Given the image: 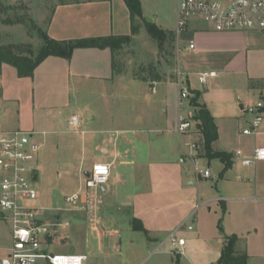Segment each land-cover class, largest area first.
Here are the masks:
<instances>
[{
  "label": "rangeland",
  "instance_id": "rangeland-1",
  "mask_svg": "<svg viewBox=\"0 0 264 264\" xmlns=\"http://www.w3.org/2000/svg\"><path fill=\"white\" fill-rule=\"evenodd\" d=\"M61 1L64 0H0V45L29 47L37 56L44 45L41 35V31H45L44 24L55 4ZM141 2L144 19L164 25L167 35L163 39L153 37L145 20H140L134 37L116 50L118 69L125 77L116 78L115 85L88 94L75 103L78 106L75 109L58 113L60 119L55 127L39 124L42 127L35 128L36 132H45L32 139L43 145L33 163L38 173L33 185L40 193L35 206L49 209V215H59L62 222L70 224L68 229L59 230L49 251L86 254L87 264H177V254L183 251L180 264H216L223 238L242 233L238 250L245 252L249 245L252 264H264V256L260 255L264 249V162L244 166L243 155L237 156L236 165L224 180L220 178L221 162L201 157L200 152L196 157L199 169L211 171V177L204 178L195 171L190 156L185 155L186 162L181 164L170 154L173 142H166L169 134L148 133L153 142L144 143L145 134L139 132L143 125L138 120V116L152 106V124L160 125L164 117L163 100L178 90L176 77L180 72V87L202 91L203 102L211 108L220 102L227 103L228 109L223 112L225 118L220 121L223 138L215 150L227 148L231 154L245 148L264 147V119L259 133L243 134L254 119L247 109L261 101L264 103V34L252 37L240 52L204 50L201 46L191 51L188 47L185 49L188 43L178 42L174 37L177 0ZM150 68L156 71V76L175 77L168 88L164 87V97L160 92L153 94L145 81ZM211 70L216 71V77L209 76L202 84L199 75ZM134 76L143 80L135 81ZM24 113L23 110L21 115ZM73 114L82 121L80 131L97 130L99 133L77 132L69 123ZM38 116L33 118L27 113L25 118L27 122L34 119L38 125L43 121L38 120ZM92 116L94 120L89 121ZM194 116L191 112L190 118L196 124ZM19 118L13 105L0 101L1 130L16 125ZM105 130L111 131L110 134L101 133ZM105 136L117 138L121 149L130 150L129 160L135 162L117 164L105 186L106 193L100 190L98 198L86 196L82 198L85 203L74 205L67 199L86 193V173L91 172L94 165L86 140ZM188 143L195 141L189 139ZM196 145L201 149L203 140L196 141ZM164 157L171 161L168 169L162 164ZM220 194L224 198L238 196L239 199H225L223 203ZM250 196L258 199H241ZM83 206L85 210H81ZM192 215L187 225L194 229L184 228L177 233L178 238L186 240V245L175 248L168 240L155 252ZM135 218L144 220L148 235L132 228ZM11 244V225L0 218V255L5 254Z\"/></svg>",
  "mask_w": 264,
  "mask_h": 264
},
{
  "label": "crops",
  "instance_id": "crops-1",
  "mask_svg": "<svg viewBox=\"0 0 264 264\" xmlns=\"http://www.w3.org/2000/svg\"><path fill=\"white\" fill-rule=\"evenodd\" d=\"M158 27L166 30L162 24ZM44 30L49 37L60 42H70L89 37H134L132 32L131 13L124 0H64L57 2L52 9L48 22L44 24ZM172 33L174 34V32ZM261 34H264V31L253 30L247 32L217 33L209 30L203 23L194 21L191 23L188 31L180 39H178L176 34H174V37L178 42L183 41L188 43V46L185 45V49H187V47L189 48L191 41H194L195 48L193 50L189 48L191 51L198 50L199 46H201L204 50L216 49L220 52L235 53L246 48L248 46V41L251 40L252 37H260ZM116 56V52H113L109 48H78L73 51L69 59L59 56H50L46 58L37 66L33 74L28 77H20L17 69L11 65H0V101L8 105H13L14 110H16L20 116L16 125L8 128L4 127V129H0V131H15L23 128L28 129L29 132L36 133V135L45 134V132H36L35 128L42 127L39 126V124H46L52 128L55 127L57 120L59 121L60 119L59 116H57L58 113L69 108L72 110L75 109V107H78L75 103L82 101L84 97H88V94H94V91L99 88L115 85L116 78L125 77L123 73L119 72ZM150 70L154 69L150 68L148 70L149 77L145 80L146 83L150 85L153 94L160 92L162 97H164V87L168 88L175 77H167L168 75L156 76V71L154 70V73L151 74ZM204 73H214L212 77H216L217 75L215 70ZM133 78L135 81L143 80L140 76H134ZM250 80L252 81L253 79ZM176 81L178 90L173 91L171 96L167 95L166 99L163 100L165 102L162 110L164 114L163 121L160 125L152 124L154 121L151 120L154 119V116L153 111L151 112L150 109L152 106H150L147 111L144 110L143 113L138 116V120L141 121L143 125L139 132L145 134L143 141L146 144H151L153 142L149 139L148 133L158 132L169 134L170 136L166 138V142H173V147L169 152L178 159L177 161H180L179 163L183 164L186 162L184 158L185 155L190 156L193 162L196 157H198L197 147L195 153H192V149L188 146L190 145L188 143L189 139L194 140L196 144V141H202L203 137L197 128V124L196 129L194 128L188 134H180L177 131L180 117L184 115L190 117L191 112L192 115H195V109L190 104V100L193 97L191 89L188 91L180 87L179 76L176 77ZM153 83L155 84L153 85ZM182 91H188V99L183 100L181 98ZM249 91L253 93L252 90ZM203 97V92L201 91L199 102L209 109L218 127L219 139L213 144V149L215 150L216 145L221 142L223 138L220 121L224 120L225 116L223 112H225L228 107H225L227 103L220 102L214 106V110L211 106L203 102ZM238 98L240 99L241 96H238ZM240 108L244 109L243 104H240ZM23 110L25 113L21 115ZM27 113H31L33 118L34 115L38 114V118H40L38 120L43 121H41V123L38 122V125L34 123V119L31 122H27L25 118ZM93 120L94 116L89 118V121ZM81 127H83L82 121ZM77 132H81L83 135H95L99 133L97 130ZM110 132L109 130L101 131L104 135H108ZM86 143L91 150L94 164L99 162L109 163L111 164V171L117 164L124 166L130 163L134 164L135 162V160H129L128 154L130 150H127L128 148L124 150V147L121 149L117 138L109 136L97 140L89 138L86 140ZM256 148L258 147L255 146L253 149L245 148L242 152L241 150H238V152L243 155V158H249L253 155ZM224 149L225 150L215 151L231 152V150L229 151L227 148ZM238 152L234 151L230 154L233 157V166L230 170L236 165ZM161 161H163L162 164L165 169L170 167L171 161H169L167 157L162 158ZM221 164L223 166L222 172L224 164L222 162ZM227 172L222 177L220 173V178L226 180L225 176ZM87 174L88 172L86 175ZM117 178H119V176ZM190 184L193 185L194 183L190 182ZM101 190L104 193L107 192L105 186ZM220 199L221 202L224 203L225 199L238 200L239 197L233 196L224 198L222 194H220ZM241 199L256 200L258 197L250 196L249 198ZM140 220L146 228L144 220ZM241 234L235 233L226 236L236 235L238 237L237 248H239V244L241 243L240 240L243 239V237L240 236ZM151 240H155V238H151ZM221 251L219 252L217 260L221 255ZM261 251L260 255L264 256V249ZM245 252L249 254V245L246 246ZM248 264H252L251 255H249Z\"/></svg>",
  "mask_w": 264,
  "mask_h": 264
},
{
  "label": "built area",
  "instance_id": "built-area-1",
  "mask_svg": "<svg viewBox=\"0 0 264 264\" xmlns=\"http://www.w3.org/2000/svg\"><path fill=\"white\" fill-rule=\"evenodd\" d=\"M176 16L178 39L188 31L194 21L203 23L209 30L217 33L264 31V0H177ZM189 48H195L194 41L190 42ZM179 74L180 72L178 76ZM209 76H214V73L200 75L199 81L205 84ZM188 97V91L181 92L183 100ZM247 111L254 115V119L243 130V134H257L264 119V103L261 101ZM69 123L80 131L81 120L78 115H73ZM194 128L196 129V124L188 115L180 117L177 127L180 134H188ZM35 135L34 132L23 130L0 131V218L10 223L12 239L6 253L0 255V264H87L86 254L49 251L59 230L68 229L70 224L67 221L62 222L59 215H49V209L35 206L40 193L33 185V181L37 179V169L33 163H36L42 146L32 140ZM188 146L192 150L197 147L195 143ZM238 156H241L240 152ZM262 161L264 147H258L251 157L244 158L242 162L246 166H252ZM194 168L202 177H211L209 169H199L196 159ZM110 178L111 164L95 163L92 171L86 175V193L83 196L75 194L67 201L78 205L80 202L85 203L82 198L86 196L98 198L99 191L109 183ZM81 210H85V207ZM192 218L193 215L180 224L155 252L168 240L173 247L183 248L186 240L183 237L178 238L177 233L184 228L192 231L194 228L187 225Z\"/></svg>",
  "mask_w": 264,
  "mask_h": 264
},
{
  "label": "trees",
  "instance_id": "trees-1",
  "mask_svg": "<svg viewBox=\"0 0 264 264\" xmlns=\"http://www.w3.org/2000/svg\"><path fill=\"white\" fill-rule=\"evenodd\" d=\"M124 1L131 13L133 34L137 32L138 22L140 20H145L148 32L153 37L163 39L167 35V33L155 23L148 22L147 19H144L141 0ZM41 35L44 45L37 56H34V51L29 47L22 48L0 45V65H11L17 69L20 77H28L33 74L34 70L41 62L50 56H59L69 59L73 51L78 48H109L113 52H116V50H120L125 43L130 42L132 38L131 36L89 37L70 42H60L49 37L44 31H41ZM192 93L193 97L190 100V104L195 109L194 119L203 137L202 148L199 149L197 146V154L201 152L199 154L201 157H206L209 160H220L224 164L223 171L221 172L222 177L232 168L233 157L229 153L215 151L213 149V144L219 139V132L215 119L209 109L199 102L201 92L192 91ZM132 228L135 231L143 232L148 235V230L140 219L135 218L132 221ZM219 228L221 232H223L221 224ZM237 245L238 237L236 235L225 236L223 238L221 255L216 264H248L249 255L246 252L239 251ZM177 257V259H179L177 260V264H180L181 255L177 254ZM173 264H176V262Z\"/></svg>",
  "mask_w": 264,
  "mask_h": 264
},
{
  "label": "water",
  "instance_id": "water-1",
  "mask_svg": "<svg viewBox=\"0 0 264 264\" xmlns=\"http://www.w3.org/2000/svg\"><path fill=\"white\" fill-rule=\"evenodd\" d=\"M148 22H152V21L148 20ZM150 73L153 74L154 70H150Z\"/></svg>",
  "mask_w": 264,
  "mask_h": 264
}]
</instances>
